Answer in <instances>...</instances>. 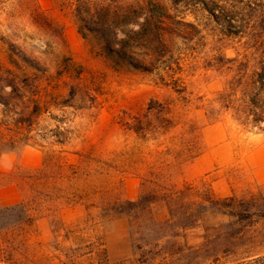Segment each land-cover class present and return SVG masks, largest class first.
I'll return each instance as SVG.
<instances>
[{"label":"rangeland","instance_id":"1","mask_svg":"<svg viewBox=\"0 0 264 264\" xmlns=\"http://www.w3.org/2000/svg\"><path fill=\"white\" fill-rule=\"evenodd\" d=\"M154 1L141 28L147 0H0V207L28 216L1 218L0 242L19 264H264V127L207 109L264 60V0L237 34L198 1ZM103 5L138 9L103 34L83 21ZM173 188L170 210H128Z\"/></svg>","mask_w":264,"mask_h":264},{"label":"trees","instance_id":"2","mask_svg":"<svg viewBox=\"0 0 264 264\" xmlns=\"http://www.w3.org/2000/svg\"><path fill=\"white\" fill-rule=\"evenodd\" d=\"M198 1L203 5V8L209 13L210 17L218 24L219 27L222 28L224 32L237 34V32L243 31L246 27H252L256 23V19H260L259 16L256 18L246 17L243 12H239V10H246V8H250L254 10L252 7V3H245L244 0H232L229 2L228 0H194ZM239 4L243 6L239 9ZM260 7V4H257ZM99 9L95 13H92L90 18H83V21H91L95 24H98L100 29L99 32L103 34L112 32L119 29V19L123 17L129 18L131 16V12H135L136 9L128 6L127 10H122V8L114 5H103L98 6ZM161 7L154 0H147V6L140 7V11H147L145 16H140L144 20V23L141 25V28H146L153 24L154 16L152 12H154L157 8ZM156 8V9H154ZM238 9V10H237ZM90 15V14H89ZM249 16V15H248ZM90 19V20H89ZM161 21V20H160ZM88 23V22H87ZM162 24V22H160ZM114 30V31H113ZM129 40V39H128ZM109 47H113L112 45H117L118 42H124V38H119V35L116 36V39H104L103 40ZM242 64H239V71L237 74L233 76V79L230 82L229 87L220 95L218 101L210 102L207 109L209 111L217 113L216 108L214 107V103L223 102V106L227 113H231L233 117L242 125L244 128L250 129H263L264 127V60H261L258 64L249 66V64H245L244 68H240ZM38 107V106H37ZM190 191L191 195L195 197L191 198V202L197 204L198 206H212L214 204H218L221 207L226 205L229 208H234L236 203L235 197L228 198H216L214 193L211 191L208 196L203 197L198 194V189L194 185H190L185 189L186 191ZM158 194H150L141 197L136 201H129L128 207L129 211H140V210H152L154 206L160 203L162 199L166 201V205L170 210L172 204L180 203L181 196L184 194L183 190L178 189H166L165 192ZM201 199V200H200ZM227 203V204H224ZM224 206V207H226ZM124 210V207H121ZM18 206L16 207H0V219L1 218H9L13 217L17 219V222L25 223L28 219V216H23L16 214ZM126 210V209H125ZM16 214V216H13ZM125 214L130 217L131 212L125 211ZM193 212L189 209L185 211L186 219H191L193 217ZM10 225L7 224L2 229H9ZM3 240H5L3 238ZM8 242V240H5ZM13 248L12 246H7L0 242V264H19L17 260L13 257Z\"/></svg>","mask_w":264,"mask_h":264}]
</instances>
